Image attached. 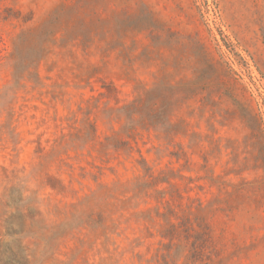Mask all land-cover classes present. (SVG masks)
<instances>
[{
	"label": "rangeland",
	"instance_id": "rangeland-1",
	"mask_svg": "<svg viewBox=\"0 0 264 264\" xmlns=\"http://www.w3.org/2000/svg\"><path fill=\"white\" fill-rule=\"evenodd\" d=\"M0 264H264V0H0Z\"/></svg>",
	"mask_w": 264,
	"mask_h": 264
}]
</instances>
